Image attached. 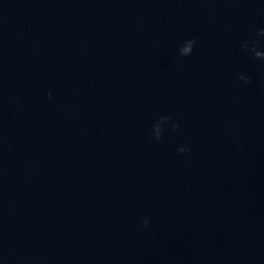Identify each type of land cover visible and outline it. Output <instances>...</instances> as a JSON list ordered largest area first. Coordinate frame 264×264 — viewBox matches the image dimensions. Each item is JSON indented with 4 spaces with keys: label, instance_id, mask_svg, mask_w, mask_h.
Segmentation results:
<instances>
[{
    "label": "water",
    "instance_id": "water-1",
    "mask_svg": "<svg viewBox=\"0 0 264 264\" xmlns=\"http://www.w3.org/2000/svg\"><path fill=\"white\" fill-rule=\"evenodd\" d=\"M261 28L264 0H0V264H264Z\"/></svg>",
    "mask_w": 264,
    "mask_h": 264
},
{
    "label": "clouds",
    "instance_id": "clouds-1",
    "mask_svg": "<svg viewBox=\"0 0 264 264\" xmlns=\"http://www.w3.org/2000/svg\"><path fill=\"white\" fill-rule=\"evenodd\" d=\"M258 37H264V28H261L258 32ZM260 44V39H252L251 41H245L242 45V51L244 53H248L251 55L252 59H259V60H264V51H259L257 46ZM196 45V40L195 39H188L184 42V44L179 48V54L180 56H190L193 51H194V46ZM239 80L245 81V82H250L251 77L240 74L238 76ZM49 98H51V93H49ZM168 124L170 127L175 131L176 129L179 128V125L174 123L169 116H161L159 120L153 125V128L150 130L151 133L154 134V139L159 141L162 139V133H163V125ZM179 152H187L188 149L181 147L178 149ZM149 223L148 219L143 220V224L147 226Z\"/></svg>",
    "mask_w": 264,
    "mask_h": 264
}]
</instances>
